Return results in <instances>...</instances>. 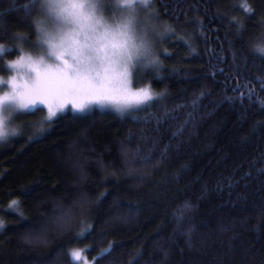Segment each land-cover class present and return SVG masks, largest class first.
<instances>
[{"label":"trees","instance_id":"1","mask_svg":"<svg viewBox=\"0 0 264 264\" xmlns=\"http://www.w3.org/2000/svg\"><path fill=\"white\" fill-rule=\"evenodd\" d=\"M29 4L0 0V69L39 41ZM152 4L170 31L134 85L162 99L13 118L0 264H264V0Z\"/></svg>","mask_w":264,"mask_h":264},{"label":"snow or ice","instance_id":"2","mask_svg":"<svg viewBox=\"0 0 264 264\" xmlns=\"http://www.w3.org/2000/svg\"><path fill=\"white\" fill-rule=\"evenodd\" d=\"M153 2L154 0H30V4L25 5L26 13L32 4H39L40 9L50 18L53 28L49 31L33 21L32 27L42 35L33 46L43 48V55L38 58L31 54L21 55L18 60L0 69L27 68L30 76L35 74L31 82L25 85L17 84L16 77L10 80L0 79V91L4 87L9 89L0 95V144L7 142L10 137L20 135L15 128L9 130L8 123L18 115L33 114L39 110L37 105L45 102L44 97L54 93L72 95L81 91L84 84L101 85L115 77L127 81L130 70L137 69L148 54L145 37L137 32V9L147 11ZM108 10L118 11L122 15L113 23H108L102 14ZM29 40L30 37H24V42ZM7 51L5 46L0 45V58ZM256 51L264 55V47H258ZM162 98V93L153 95L150 90L141 89L130 93L123 104L125 107H148ZM113 99L112 96L101 93L95 97V102L104 103ZM72 106L78 111H83L86 107L83 103L74 102ZM64 107L65 105H60L58 109H54L49 104L46 119L51 121ZM4 227L0 222V229ZM110 250L111 246L103 251ZM70 256L71 261L79 262L82 259L80 251H74Z\"/></svg>","mask_w":264,"mask_h":264},{"label":"rangeland","instance_id":"3","mask_svg":"<svg viewBox=\"0 0 264 264\" xmlns=\"http://www.w3.org/2000/svg\"><path fill=\"white\" fill-rule=\"evenodd\" d=\"M102 14L108 23H113L114 20H118L122 15V13L114 10L104 11ZM124 15H126V13ZM42 16L43 17L37 21V24L43 25L45 29L51 31L53 28V24L50 18L47 16L46 12H44ZM137 19L139 21L137 32L139 35L145 37L148 48L147 57L143 59L142 63L138 65L137 68L140 67L146 68L150 66L152 61L156 60L155 57L158 58L157 55L158 50L164 47V43H165L164 37L169 35L168 31H170L168 26L169 24L167 25L166 22H164L160 18L153 4L150 5V8L147 11H144L142 9H137ZM38 32H39V40H40L42 38V35L39 30ZM33 44L22 46L21 49L23 51H21L20 55H18L15 58L9 59L6 62V64L18 60L21 55H25V54H31L34 58H38L40 55H43L44 49L41 47H34ZM46 63L50 64L52 63V61H46ZM135 70H130L131 74L127 81L121 77H115V78H110L109 81H105L101 85L90 86L88 84H84L82 86L81 91L72 95L54 93L51 96L44 97L45 102L43 104L37 105V107L43 106L47 109V112H48L49 104H51L54 109H58L60 105H65L63 111L72 110L75 112L83 113L85 111H89L94 108H101V109H111L119 113H126L130 109L136 107L135 105H132L130 107H125L123 104L124 99L129 97L130 93L137 92L141 89H148L153 95H156V90H154L150 85H143L140 87H136L134 85ZM34 76H35L34 73H32L31 76L29 75V71L27 68H17V69H9L6 74H0V79L10 80L16 77L18 78L16 79L17 84L25 85V84H29L31 82V79L34 78ZM6 91H9V89L7 87H4L3 91H0V95H3V93ZM101 93H103L104 95L112 96L114 98L113 101H105L104 103L95 102V97ZM117 101H119V103ZM72 102L77 104L83 103L86 105V107L84 108L83 111H78L73 108ZM59 112L62 111H58V113ZM14 127H15L14 119H12L8 123V128L9 130H11ZM74 251L81 252L82 259L78 262L79 264H93V259H90L85 254V251L83 249L72 248L70 253Z\"/></svg>","mask_w":264,"mask_h":264}]
</instances>
